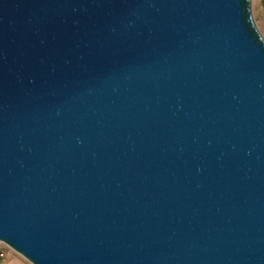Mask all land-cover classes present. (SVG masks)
Listing matches in <instances>:
<instances>
[{"label":"water","instance_id":"1","mask_svg":"<svg viewBox=\"0 0 264 264\" xmlns=\"http://www.w3.org/2000/svg\"><path fill=\"white\" fill-rule=\"evenodd\" d=\"M32 264H264L252 0H0V243Z\"/></svg>","mask_w":264,"mask_h":264},{"label":"rangeland","instance_id":"2","mask_svg":"<svg viewBox=\"0 0 264 264\" xmlns=\"http://www.w3.org/2000/svg\"><path fill=\"white\" fill-rule=\"evenodd\" d=\"M252 8L255 21L264 35V0H252ZM3 249L6 250V256L0 258V264H32L7 244L1 242L0 251Z\"/></svg>","mask_w":264,"mask_h":264},{"label":"built area","instance_id":"3","mask_svg":"<svg viewBox=\"0 0 264 264\" xmlns=\"http://www.w3.org/2000/svg\"><path fill=\"white\" fill-rule=\"evenodd\" d=\"M6 256V250L3 249L0 251V258H4Z\"/></svg>","mask_w":264,"mask_h":264}]
</instances>
